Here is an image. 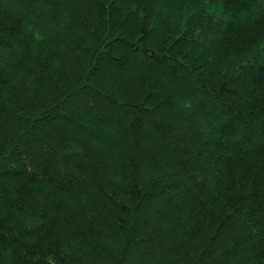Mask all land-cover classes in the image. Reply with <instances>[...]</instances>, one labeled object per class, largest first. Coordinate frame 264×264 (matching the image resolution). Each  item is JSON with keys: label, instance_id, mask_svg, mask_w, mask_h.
Listing matches in <instances>:
<instances>
[{"label": "trees", "instance_id": "obj_1", "mask_svg": "<svg viewBox=\"0 0 264 264\" xmlns=\"http://www.w3.org/2000/svg\"><path fill=\"white\" fill-rule=\"evenodd\" d=\"M0 264H264V0H0Z\"/></svg>", "mask_w": 264, "mask_h": 264}]
</instances>
